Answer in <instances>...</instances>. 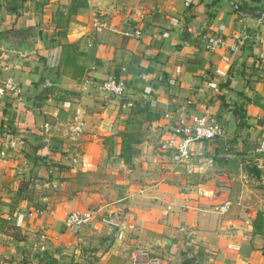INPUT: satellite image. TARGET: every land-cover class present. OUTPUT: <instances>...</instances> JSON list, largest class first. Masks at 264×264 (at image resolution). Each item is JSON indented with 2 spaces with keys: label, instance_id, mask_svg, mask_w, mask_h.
<instances>
[{
  "label": "crops",
  "instance_id": "0c3cea01",
  "mask_svg": "<svg viewBox=\"0 0 264 264\" xmlns=\"http://www.w3.org/2000/svg\"><path fill=\"white\" fill-rule=\"evenodd\" d=\"M241 33L235 53L204 46ZM64 42L81 72L63 62ZM259 54L264 0H0V85L18 87L0 94V264H128L136 245L160 264H264ZM114 77L121 95L95 85ZM201 112L222 136L173 164V122ZM119 133L137 140L126 163ZM23 209L41 214L5 221ZM73 211L87 222L62 226Z\"/></svg>",
  "mask_w": 264,
  "mask_h": 264
},
{
  "label": "built area",
  "instance_id": "2783aa9c",
  "mask_svg": "<svg viewBox=\"0 0 264 264\" xmlns=\"http://www.w3.org/2000/svg\"><path fill=\"white\" fill-rule=\"evenodd\" d=\"M232 8L238 10L237 4H233ZM132 35L137 37L139 35L138 30H134ZM246 34L241 33L232 42H227V39L218 35H209L205 39V48L207 50H213L214 48L223 47L228 51L235 53L239 46L243 45L246 39ZM263 54H259L258 58L263 57ZM6 66L3 67V70ZM99 91L111 95H121L123 93L124 84L120 80H114L112 78H105L95 84ZM6 92L11 97H16L18 93V87L16 82L11 76H5L1 81L0 94ZM162 117L167 121L172 119L171 112L165 111L162 113ZM80 122L71 121L67 125V131L76 135L80 131ZM44 127V126H43ZM171 133L178 138L177 143L172 149L170 160L173 164H184L189 159V145L192 142H199L204 140H211L222 136V128L217 119L208 114L207 112L191 113L187 120H175L171 126ZM12 141L6 143L7 147L12 146ZM160 148L165 150L166 146L161 145ZM0 156H3V152L0 151ZM227 202L222 204L218 210L224 211L227 207ZM31 214L40 215L41 210L23 209L6 215L5 221L10 222L14 227L20 225V219L22 216H30ZM89 216L87 214H79L78 212H69L65 214L62 219V226L66 228H76L81 226ZM128 264H160L161 260L159 256L154 254L148 247L145 246H133L128 253Z\"/></svg>",
  "mask_w": 264,
  "mask_h": 264
},
{
  "label": "trees",
  "instance_id": "16d2710c",
  "mask_svg": "<svg viewBox=\"0 0 264 264\" xmlns=\"http://www.w3.org/2000/svg\"><path fill=\"white\" fill-rule=\"evenodd\" d=\"M62 45H63L62 47L64 48V51H63V62L66 63V64H70L71 66H73V68H75V69L79 70V72H81V68L79 66H76V65L73 64V58H74V56H73L74 55V47H73V45L71 43H67V42H64ZM75 72H76V70H75ZM73 75H74V73H73ZM113 79L116 80L115 77ZM143 109H144L143 106L141 107V109H136L137 113L141 112V111H144ZM131 113L134 114V112H131ZM133 114H131V116H134ZM235 116L237 118L236 119L237 127H241V125H242V123L240 121L241 116L240 115H235ZM119 135H120L119 156L126 163L127 162V155L130 152L131 144H134L137 140L133 139V137H129V136H127L125 134H122V133H119ZM95 259H96V257L93 256L90 259V261H93ZM192 262H193L192 258L185 257V258H183L181 260L180 263L181 264H192Z\"/></svg>",
  "mask_w": 264,
  "mask_h": 264
},
{
  "label": "water",
  "instance_id": "95a60500",
  "mask_svg": "<svg viewBox=\"0 0 264 264\" xmlns=\"http://www.w3.org/2000/svg\"><path fill=\"white\" fill-rule=\"evenodd\" d=\"M254 13H258V12H254ZM30 33V41L32 42L33 41V39H34V30H16L14 33H15V35L17 36V35H20V33L21 34H24V33ZM30 41H28L27 42V39H26V46H28L29 44H30ZM123 91H126V88H124L123 89Z\"/></svg>",
  "mask_w": 264,
  "mask_h": 264
},
{
  "label": "rangeland",
  "instance_id": "374dc122",
  "mask_svg": "<svg viewBox=\"0 0 264 264\" xmlns=\"http://www.w3.org/2000/svg\"><path fill=\"white\" fill-rule=\"evenodd\" d=\"M182 258V257H181ZM180 258V262H181V260L183 259V258H185V257H183L182 259ZM181 264V263H180Z\"/></svg>",
  "mask_w": 264,
  "mask_h": 264
}]
</instances>
